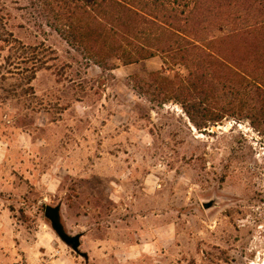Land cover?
Listing matches in <instances>:
<instances>
[{
    "label": "rangeland",
    "instance_id": "374dc122",
    "mask_svg": "<svg viewBox=\"0 0 264 264\" xmlns=\"http://www.w3.org/2000/svg\"><path fill=\"white\" fill-rule=\"evenodd\" d=\"M49 19L37 0H0V264H264V95L212 64L200 107L235 114L196 127L135 86L168 90L151 74L183 67L157 54L102 69ZM210 47L237 63L250 52Z\"/></svg>",
    "mask_w": 264,
    "mask_h": 264
},
{
    "label": "trees",
    "instance_id": "16d2710c",
    "mask_svg": "<svg viewBox=\"0 0 264 264\" xmlns=\"http://www.w3.org/2000/svg\"><path fill=\"white\" fill-rule=\"evenodd\" d=\"M37 1L50 17L48 24L102 69L110 68L111 59L129 65L157 54L164 56L166 64L172 61L171 66L183 67L186 73L178 72L170 81L151 74L166 81L168 90L161 83L140 80L135 86L142 93L152 88L155 103H180L196 127L235 114L200 107L209 92L205 85L215 77L212 64L225 71L221 78L233 77L235 89L264 95V0ZM217 30L222 32L218 38L214 37ZM233 38L250 48L245 62L231 61L210 47ZM196 115L203 123L195 122Z\"/></svg>",
    "mask_w": 264,
    "mask_h": 264
},
{
    "label": "water",
    "instance_id": "95a60500",
    "mask_svg": "<svg viewBox=\"0 0 264 264\" xmlns=\"http://www.w3.org/2000/svg\"><path fill=\"white\" fill-rule=\"evenodd\" d=\"M207 207V205H204ZM44 216L49 220L52 229L57 234V236L67 245H69L74 251L78 250L79 247V238L80 235H68L64 229L62 224L60 223L59 218V207H53L50 205L45 206L44 208Z\"/></svg>",
    "mask_w": 264,
    "mask_h": 264
}]
</instances>
